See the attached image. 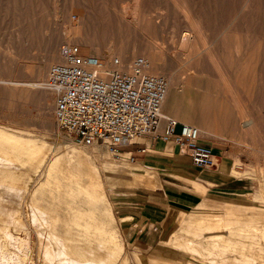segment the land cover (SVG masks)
Masks as SVG:
<instances>
[{
	"label": "bare ground",
	"instance_id": "1",
	"mask_svg": "<svg viewBox=\"0 0 264 264\" xmlns=\"http://www.w3.org/2000/svg\"><path fill=\"white\" fill-rule=\"evenodd\" d=\"M44 2L45 0H28L27 7L31 31L37 29L45 38L42 60L23 64L22 70L26 74L25 79H28L26 87L15 90L4 86L2 91L6 106L2 118L14 125H0V232L5 238H10V246L13 248L11 247V252L8 251L9 254H4L0 249V264H131L128 256L121 257L113 232L107 230L102 215L95 207L92 206L88 211L76 208V212L72 213L75 204L66 202L68 208L64 216L60 207L43 204L38 195L43 184L30 190L31 182L42 175V167L49 157L52 148L50 138L53 139L60 133L58 120L54 115L55 101L53 99L51 103L47 102L49 94L54 95L48 84L50 67L64 64V49L73 45L87 54L96 53L103 65L100 69L102 76L112 71L129 72L133 59L143 57L148 62L146 72L152 76H162L168 83L167 93L160 107V127L171 115L192 123L190 116L195 113L198 121L196 120L195 125H187L197 128L199 140L203 135L211 136L214 130L228 128L233 119L239 122L243 138H262L264 142V136L260 135L258 129V106L247 102L243 105L239 99V95L242 96L243 93L238 94L241 91L233 90L236 89L235 86H231L232 90L230 87L227 89V98L234 103L231 106L237 113V116L233 114L235 118L233 115V118L230 117L232 109L229 105L211 99L205 90L191 92L185 80L181 82L182 90H175L177 82L182 80L176 77L186 75L188 80L190 76L194 78L192 76L196 75L203 78L206 71L202 62L207 61L210 66L213 65L210 68L212 73L222 81L226 79L225 75L231 73L241 76L240 79L248 78L244 95L249 100L258 95L264 97V0H165L163 2H167L172 8L167 9V4L163 6L165 8L158 5L154 14V9L147 0H135L131 5L118 4L119 7L113 9H108L106 4L107 8L100 12L95 10L93 3L88 5L80 0H52L51 5H44ZM102 13L106 18L110 17V20L97 19ZM221 24L225 25L226 31H222V28L221 34L217 30L218 33H212L213 28ZM168 25L184 30L185 34H180L176 37L177 40L171 36L173 33H170V38L165 34L170 40L167 38L170 48L165 49V44L161 47L164 41L161 32ZM19 43L20 40L17 39V46H20ZM219 43L229 48L219 52L216 50ZM174 49L176 54H173ZM115 54L121 65L113 63ZM11 55L9 56L12 57ZM85 58L95 59L92 55ZM221 60L241 64H235L233 71L232 68L225 67L227 73L223 66H218ZM1 67L4 75L7 70L14 69V66ZM227 98L224 99L225 102ZM17 103L20 111L14 116ZM24 104L35 106V116H29V120L24 115L21 116ZM30 126H37L39 130ZM74 142L80 144L75 140ZM90 152L97 156L96 151ZM113 155L119 157L123 154ZM247 163L246 172L256 177L264 203V156L260 163L258 160ZM47 171L49 175L55 173L59 176L52 177L53 186L59 188L65 182L73 192L72 187L77 185L78 192L85 194L90 202L102 193L99 177L92 167V156L83 149H65L59 156L52 158ZM233 173L238 174L235 170ZM133 174L122 166L110 168L105 174L106 185L115 188L148 184L144 175L141 180ZM25 197L26 200L27 197L30 199L28 204L31 218L28 210V214H25L32 219L35 242L30 240L32 227L24 223L20 215L22 209L19 207ZM5 201L11 203V206L15 204L14 207L18 209L8 210ZM252 214L257 217L258 214L264 215V212L256 211ZM9 224L16 232H21V235L23 233V236L9 235ZM171 245L187 254L189 261H170L160 257L152 264H264V219L255 222L250 219L239 220L235 223L210 217L189 219L173 234ZM134 264L145 262L139 254H135Z\"/></svg>",
	"mask_w": 264,
	"mask_h": 264
},
{
	"label": "rangeland",
	"instance_id": "2",
	"mask_svg": "<svg viewBox=\"0 0 264 264\" xmlns=\"http://www.w3.org/2000/svg\"><path fill=\"white\" fill-rule=\"evenodd\" d=\"M68 1L69 0H64V2H68ZM83 1L87 3L88 5L94 4L93 7L95 8V10L100 12L103 9L107 8V5H108V9H111V8L113 9L114 7L118 8L119 7L118 4L119 5H123V4L131 5L134 3L133 1L135 0H80V2H83ZM100 1L101 2L103 1V2L101 3ZM154 1L156 5H154ZM163 1L165 2V0H147V3L150 2L149 3L150 7L154 9L153 14L157 12L155 10H157L156 8L158 7V5H161V7H163L164 5L167 4V2L164 3ZM51 3H52V0H49V1L45 0L44 5H51ZM14 6H17V8ZM167 6H168L167 9L171 7V5H168V4ZM27 7H29L28 0H0V68H2L1 66L3 65H6L8 67L14 66L13 67L14 69L7 70L8 72L6 75H4L0 69V125L1 124L14 125V123L9 122L8 119L2 118L3 113L5 111V107H6L5 97L2 92L4 89V86L12 87L15 90H20L21 88L26 87L27 85L26 83L28 79H25L26 74L22 70L23 64L36 63L42 60V53L44 51V46H45V38H43L38 33L37 29L31 31L32 26L29 23V18L27 15L28 14ZM26 16H27V19H26ZM97 19H101V20L106 19V21H108V19L110 20V17L106 18V16L102 13L97 16ZM172 27L174 26L168 25L167 26L168 29L166 28L163 32H161V35L163 34L162 36L165 41V42L163 41V44H161L163 46L161 47H164V44H165L166 46L164 47L165 49L170 48V43L168 42V40L171 36L175 39L176 37L178 38L180 34H185L184 30L183 31L178 30L176 27H174L175 28L174 30V28ZM224 27L225 25H222V24L218 25L215 27V29L213 28L212 33L216 34L219 32L218 34H221L222 31L224 30L226 31ZM171 29H173L174 31ZM167 30L170 32H167ZM170 33H173L174 35L170 36ZM16 34H18L20 39ZM165 34H167V36L168 37L170 36V37L169 38L166 37ZM177 38L175 40H177ZM17 39L20 40V43H19L20 46H17L18 45ZM167 44H169V46ZM219 44H217L216 46V50L219 52H223L224 50H227L229 48L225 44H222V43H219ZM10 51H12L14 55ZM79 51L81 55L84 57L92 55V57H94L95 59H98L96 53L87 54L85 52H82L81 49H79ZM172 51H173V54H176L175 49ZM9 55H11L12 57H10ZM9 58H11L12 60L10 61ZM13 58L16 62L13 60ZM114 58H118L116 54L113 56V59ZM206 62H202V67L206 71V74H204L205 76L204 75L202 76L203 78H201V76H196V75L192 76L196 78L197 80L199 79L197 81L194 78H191V76L189 77L190 79L187 80L188 77L186 75H182L181 78L176 77L182 80L181 81L179 80L177 82L178 84L175 90L176 91L182 90L181 82L185 80V82L188 84L187 88L188 89L190 88L189 90L191 92L193 91V93H195L196 91H198V89L200 91L205 90L207 95L209 94L208 96L209 97L211 96L210 97L211 99H214L218 102L219 101L224 102L227 105H229L232 109L233 106L231 105H233L234 103L231 101L229 97L227 98L228 96L227 89H230L232 85H233L232 88L235 86L236 89H233V90H236V91L238 90L237 92L241 91L238 94L243 93L242 96L245 98V100H247L245 101L244 98H241L242 96L239 95V99L242 102L240 100L239 101L243 103V105H244V102L245 103L247 102V104L249 105L252 104L254 106V103H255V106H258V109L260 111L258 112V114L256 113L254 114H256L259 120L258 129L260 131V135L264 136V97L262 95H258L259 97L255 96L253 100H249L244 95L245 94L244 88L246 87V83L249 81L248 78L245 77L244 79L242 77L243 79H240L241 76H239L240 77L239 78L237 74L235 75L231 73L230 75L229 74L225 75L226 79H223V77H221V79H223L222 81L220 80L219 76L215 75L214 72L212 73L213 70H211L212 69L211 67H213V65L211 64L212 66H210V63L208 62L206 63ZM219 63L220 64H218V66L221 65V68L224 67L223 69L227 73L228 71H226V69L232 68V71H233L236 65L241 64L239 62L229 63L223 60H221V62L219 61ZM225 67L227 68L225 69ZM5 80L8 82H5ZM226 83L227 85L228 84L230 85L227 86ZM239 83L240 85H238ZM225 85L228 88H226ZM236 86H241V87L239 88ZM225 96L227 98V102H225L226 100ZM53 99L55 100V95H53V93H50L47 102L51 103ZM18 103L14 107L15 108L14 109L15 114H13L14 116H16L19 113L18 111H20V106L18 105ZM181 105L183 106L182 99H181ZM22 108L23 109L21 112V116L24 115L25 118L28 120L30 119L29 116L31 115L35 116V106L33 104H28V105L24 104L22 105ZM27 112L28 114H26ZM230 113H231L230 117H232L233 114L234 115L236 114L237 116V113L234 112L233 109L230 111ZM54 115H55V111H54ZM236 116H234V118ZM197 117L198 116L195 113L191 114L190 118L193 120V122L191 119L190 121L192 123H189L186 120L183 121L182 119L178 120L177 117L172 116V115L169 118L183 122L184 124L195 125L194 123H196V120L198 121ZM232 120L233 119L230 120L231 123L229 124L230 126H228V128H223V129L221 128L219 130H214V132L211 133V136L203 135L200 138V142L212 148L214 155L217 159L216 168L206 169V170H203V172L208 173L211 176L218 178V179H221L222 177H226V176L238 177V178L228 179L225 181L215 180L213 184H209L208 182L203 181L202 178H200V176L197 178L198 176L197 172L195 173L193 171H190L184 168L181 169L180 171H174L169 168L159 167L158 164L166 159L162 158L163 160H161L160 158L161 156L159 154L150 153V152L157 151L156 149H154L155 148L154 144L156 143L162 147L168 144H172L174 149L176 148L177 150H179L180 147L173 140H170L168 142H163L160 139H155L153 135H150L149 138L151 141V148H148L146 143L142 140V138L144 137L140 138L141 140L136 139L137 141L134 140L132 141L131 144L123 145L119 147L117 150V153L131 152V155H129V159H128V155H122V156L120 155L119 157L114 156L113 155L114 153L112 154V151L104 145L85 146L82 144L75 143L74 137L70 135L69 133H67L65 130L61 129L57 121L58 128L60 130L59 136H55L53 137V139L50 138V141H52V145H51L52 148L49 151V157L47 161L45 162L44 166L42 167V171H41L42 175L39 176L37 180H35L34 182H31L30 190H33L37 186L43 184L42 188L40 189L38 193L39 197L43 200L42 201L43 204L46 203V204L52 205L53 207H60V210H62V213L64 214V216H66L65 211L68 208L66 202H72L73 204H75L73 205L72 213L76 212L77 210L76 208H81V209L88 211L89 209L92 208V206L95 207L98 210V212L102 215V219L107 227V230H111V232H113L114 237L117 242L118 249H120V252H121V257L128 256L131 261V264H134L135 254H139V256L143 258L145 264L155 263L156 260L159 259L160 257L166 260H170V261L182 260L184 262H188L189 261L188 255L187 254L185 255V253L180 248H177L171 245V238L173 234L177 232L178 228L181 225H183V223L186 220L193 219V218H199V217H210L211 219H223L229 223H235L236 221H239V220L250 219L252 222H255L257 220L264 219V215L262 214H258L257 217H255L256 216L255 214H252V212H256V211L264 212V203L262 200L261 191L259 189V185H258V181L256 177L253 174H249L246 172V168L248 167L247 165L248 161L256 162L258 160L259 163L260 161H263L264 142L262 138L261 139L256 138L254 140H250V137H248L249 139L243 138L240 132V128H239V122L235 120L232 121ZM165 123L166 121L160 127L162 129L159 130L158 133L162 132L165 126ZM30 128H34V126L33 127L30 126ZM34 129H38V127L35 126ZM177 131H179V127L177 128ZM213 134H215L216 136ZM143 144L145 146H142ZM143 147L144 149H147V151H150V152L137 151L138 149H142ZM68 148L83 149L89 152L92 156V167L97 172V175L99 177V182H100V189L102 192L96 199L93 200V202H90L86 198L85 194L78 192L77 185H74L72 187L74 190L73 192H71L72 189L68 185H66L65 182H63L62 183L63 185H61L59 188L53 186L52 177H55L58 175H56L55 173H52L49 175L47 171L48 166L51 163L52 158L59 156L65 149H68ZM90 150L96 151L97 156H95L93 152H90ZM145 156H147V158H145ZM235 157L238 158L236 162H235V159H236ZM117 166H122V167L127 168L128 170L134 173L133 175H137L138 178L141 180H142L141 178L142 175H144L145 179L148 181L146 182L148 184L144 185L146 187H153V186L160 187V183L163 180L170 181L177 185V187H173L175 194L169 199V202L166 203L164 212L161 213V218L158 219L157 223L155 224V227H157V231H158L156 232L157 234H155V236H153L151 240H148V242H144L143 245L137 244L136 241L130 240L131 236H129L128 234V228L129 227L136 228L138 227L139 224L137 222L132 223L133 219L120 217L121 211L118 210L115 202L121 196V194H126V195L133 194V193L142 194L143 191L149 188H145L144 186H132V187L117 186L115 188H112V187L107 186L106 180H105V174L108 172L110 168L117 167ZM147 170L148 172H146ZM234 170L237 171L238 174H234L233 173ZM149 171L151 173H149ZM188 178L189 180H187ZM229 180L231 182H228ZM197 188H202L207 194H210V200L214 202H223L229 199L241 198L245 196L246 192H254V191H256V197H255V200L251 202L250 208H247L246 211H241L239 213H232L229 211H224V212L207 211V210H199V209L190 211L191 204L188 205L189 202L188 204L181 203L180 199L182 197H187L194 191L197 192ZM24 199L25 201L22 200L21 201L22 205L20 204V207H19V209H22V211L20 210L22 212L20 213V215L22 217V220L24 219L23 222L25 221L24 223L28 224L29 227L30 226L32 227L33 222H32V219H30L31 218V215H30L31 208L29 205L30 199L28 197H27L28 201L26 200V197ZM23 202H25L26 204ZM175 203H179L181 205V209H183V207L187 205L186 208L184 209L186 213H182L179 215L180 208L178 209V206L174 205ZM5 205L8 210L12 208L18 209L17 207H14L15 204L14 205L12 204L11 206V203L7 201H5ZM22 207L26 209L23 210ZM27 210L30 215V218L28 215L25 214V212L27 213ZM23 214H25V216H23ZM27 216L30 220L27 218ZM170 216L171 218H169ZM139 227H142V226H139ZM32 230H33V227L30 229V232H31L30 240L31 242H35L36 235L33 234L34 231L32 232ZM7 232L9 235H12V236L21 235V232H19L20 234L16 232L14 230V227L11 224L7 226ZM21 236H23V233ZM0 238L2 239V240L0 239L1 240L0 249L2 248V250L4 251V254H9V252H11L13 248L12 246H10L12 245L10 243V238H7V237L5 238V235H1V232H0ZM4 243H6V245Z\"/></svg>",
	"mask_w": 264,
	"mask_h": 264
},
{
	"label": "built area",
	"instance_id": "3",
	"mask_svg": "<svg viewBox=\"0 0 264 264\" xmlns=\"http://www.w3.org/2000/svg\"><path fill=\"white\" fill-rule=\"evenodd\" d=\"M63 55L64 64L50 67L48 84L54 91L58 123L76 142L104 145L117 155L119 147L153 135L163 142L173 140L193 167L216 168L214 152L200 142L196 127L168 118L158 133L168 83L164 77L146 72V59H133L129 72L112 71L102 76V62L83 57L77 46L65 48ZM113 63L121 65L117 58Z\"/></svg>",
	"mask_w": 264,
	"mask_h": 264
},
{
	"label": "crops",
	"instance_id": "4",
	"mask_svg": "<svg viewBox=\"0 0 264 264\" xmlns=\"http://www.w3.org/2000/svg\"><path fill=\"white\" fill-rule=\"evenodd\" d=\"M178 122L183 123L180 121ZM179 126L180 125H178V127ZM149 136L150 135L144 136L142 140L146 143L148 148H151ZM142 146L145 145L143 144ZM154 147V149L157 150L156 152L147 151V149H144V147L142 149H138L137 151L159 154L161 156V160H163L162 158L166 159L158 164L159 167L169 168L174 171H180L184 168L195 173L197 172V178L200 176L203 181H206L209 184H213L215 180L225 181L228 179L238 178L226 176L222 177L221 180L203 172L201 169L193 167L191 165L190 158L185 154V152L180 149H174L172 144L162 147L155 143ZM121 154L129 156L131 155V152H124ZM145 158H147V156H145ZM187 180H189V178ZM228 182L231 181L229 180ZM144 187L149 189L143 191L142 194H121V196L115 202L116 207L119 211H121L120 217L133 219L132 223L137 222L139 224L136 228L129 227L128 234L131 236V241H136V243L140 245H143L144 242H148V240H151V238L157 234L156 232L158 231L157 227H155V224L157 223V220L161 218V213L164 212L166 203H168L169 199L175 194L173 187H177V185L170 181L163 180L160 183V187ZM255 197L256 191L246 192L245 196L241 198L229 199L223 202H214L210 200V194H207L202 188H197V192L194 191L187 197H182L180 202L187 204L189 202L188 205L191 204L190 211L199 209L207 211H229L232 213H239L241 211H246L247 208H250L251 202L255 200ZM174 205L178 206V209L180 208L179 215L186 213L184 209L187 205H185L183 209H181V205L179 203H175ZM169 218H171V216Z\"/></svg>",
	"mask_w": 264,
	"mask_h": 264
}]
</instances>
